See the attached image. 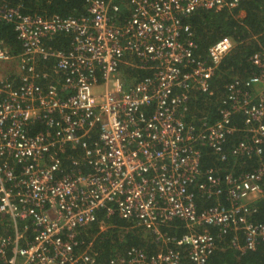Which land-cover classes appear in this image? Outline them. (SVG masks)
Wrapping results in <instances>:
<instances>
[{
    "label": "built area",
    "instance_id": "built-area-1",
    "mask_svg": "<svg viewBox=\"0 0 264 264\" xmlns=\"http://www.w3.org/2000/svg\"><path fill=\"white\" fill-rule=\"evenodd\" d=\"M242 1L82 0L61 16L0 0L20 44L0 50L20 70L0 81V264H205L225 238L264 243V50L215 90L234 42L197 54L187 21ZM110 217L144 244L100 261Z\"/></svg>",
    "mask_w": 264,
    "mask_h": 264
},
{
    "label": "trees",
    "instance_id": "trees-1",
    "mask_svg": "<svg viewBox=\"0 0 264 264\" xmlns=\"http://www.w3.org/2000/svg\"><path fill=\"white\" fill-rule=\"evenodd\" d=\"M11 4L22 3L23 12H36L40 14H58L61 16L78 14L83 11L82 0H6ZM242 12L239 16L238 13ZM264 12V0H243L237 7L228 10L223 6L212 10L196 12L187 18L193 37L197 45V54H202L208 44L222 35L229 36L234 45L230 52L223 58L219 65L217 77L211 83L216 90L227 79L228 75H244L250 71L247 61L249 54L258 48L264 50V30L261 26V19ZM0 41L9 43L11 50L20 48L18 41L14 38L9 25L0 22ZM66 38L60 37L57 42H52L54 47L64 46ZM201 107V106H199ZM264 157V148H263ZM201 166L209 167L213 164L211 157L206 153L201 157ZM256 220L264 221L260 213L255 216ZM104 224H111L112 227L99 233L96 237L97 248L99 249L100 261L104 260L114 248L124 249L130 245L142 246L144 239L137 229L123 231L121 226L124 221L110 217L104 220ZM8 223L5 217L0 216V233H3ZM97 226L93 222L88 224V233H92ZM221 240L205 264H264V243H259L254 250L239 253L232 247L224 245ZM147 250L154 247L148 246ZM185 264H189L185 262Z\"/></svg>",
    "mask_w": 264,
    "mask_h": 264
},
{
    "label": "crops",
    "instance_id": "crops-1",
    "mask_svg": "<svg viewBox=\"0 0 264 264\" xmlns=\"http://www.w3.org/2000/svg\"><path fill=\"white\" fill-rule=\"evenodd\" d=\"M21 4H22V3H21ZM14 38H15L16 41H18V40L16 39L15 36H14ZM59 38H60V37H59ZM59 38H58V39H59ZM58 39H55V40H53L52 42H57ZM52 42H46L45 44H46V46H49V47L54 48V46L51 45ZM18 43H19V42H18ZM65 45H66V44H65ZM65 45H64V46H65ZM19 46H20V44H19ZM64 46L61 45V46H59V48H60V47H64ZM11 47H12V46H11L9 43H6L5 41H0V50L5 51V52L9 53L10 55L17 54V53L20 51V48H19L18 50H11V49H12ZM0 61H4V62H12V64L8 65V68H9V69H8L7 71H6V69H7V65H2L1 68H0V70L3 69V72H2L1 74H4L5 71L8 72L9 70H12V71H10L6 76H14L13 78L15 79L16 76H17L18 70H19L18 60H17L15 57H11V58L8 59V60H0ZM48 63H50V62H48ZM45 65H46V66H49L50 64H45ZM39 68H44V65H40ZM19 71H20V70H19ZM0 81H1V80H0Z\"/></svg>",
    "mask_w": 264,
    "mask_h": 264
},
{
    "label": "rangeland",
    "instance_id": "rangeland-1",
    "mask_svg": "<svg viewBox=\"0 0 264 264\" xmlns=\"http://www.w3.org/2000/svg\"><path fill=\"white\" fill-rule=\"evenodd\" d=\"M238 15L239 16H241L242 15V12L240 11L239 13H238ZM10 64H12V62H4V61H0V68H1V66L2 65H7V69H6V71L9 69L8 68V65H10ZM5 71V73L4 74H1L2 72H3V69L2 70H0V80H2L10 71H12V70H9L8 72H6ZM97 91V90H96Z\"/></svg>",
    "mask_w": 264,
    "mask_h": 264
}]
</instances>
